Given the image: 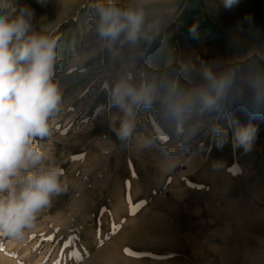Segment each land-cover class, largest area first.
I'll return each mask as SVG.
<instances>
[{"label": "rangeland", "instance_id": "1", "mask_svg": "<svg viewBox=\"0 0 264 264\" xmlns=\"http://www.w3.org/2000/svg\"><path fill=\"white\" fill-rule=\"evenodd\" d=\"M98 2L109 0H6L32 10L33 31L59 37L55 79L64 102L50 137L40 144L69 186L39 214L23 241L0 237L3 248L9 245L2 253L14 264H51V255L63 261L72 250L65 248L61 256L65 240L74 235L80 264L112 247L121 256L112 264H264V192H250L264 190V120L252 121L258 132L251 151L233 148L231 129L219 148L209 128L214 123L227 127L223 117L193 109L177 122L164 116L158 98L136 111L133 134L121 142L112 128L122 113L109 98L121 77L137 86L144 79L158 86L175 81L191 91L203 83L206 68L219 71L250 52L264 63V24L256 7L259 2L264 9V0H237L231 8L223 0H112L122 8L143 7L149 37L112 49L95 31L98 18L90 9ZM234 117L249 120L239 109ZM103 172L113 176L104 187L99 186ZM186 187L197 194L184 193ZM129 195L132 204L146 201L135 215ZM80 221L92 235L78 236L73 228L67 234L65 227L52 225ZM113 223L120 225L114 235ZM49 236L55 238L45 239ZM93 238L96 245L86 248ZM125 249L162 259L136 258Z\"/></svg>", "mask_w": 264, "mask_h": 264}, {"label": "clouds", "instance_id": "2", "mask_svg": "<svg viewBox=\"0 0 264 264\" xmlns=\"http://www.w3.org/2000/svg\"><path fill=\"white\" fill-rule=\"evenodd\" d=\"M236 2L223 0V6L231 8ZM90 12L98 18L95 31L109 49L117 43L136 45L149 38L147 13L139 4L122 8L109 0L96 3ZM32 15L26 6L0 0V237L13 242L23 241L36 227L39 214L69 186L62 179V169L40 144L50 137L64 102L55 79L59 37L33 31ZM202 78L201 85L184 91L175 81L158 86L144 79L137 86L121 77L109 93L110 103L122 113L118 127L112 128L116 137L128 141L135 129L136 111L159 98L164 116L177 122L193 109L223 117L227 127L214 123L209 128L216 146L222 148L228 142L231 129L233 148L251 151L258 132L252 121L264 120L261 57L250 52L244 61L219 71L206 68ZM237 109L249 116L247 123L235 119Z\"/></svg>", "mask_w": 264, "mask_h": 264}, {"label": "bare ground", "instance_id": "3", "mask_svg": "<svg viewBox=\"0 0 264 264\" xmlns=\"http://www.w3.org/2000/svg\"><path fill=\"white\" fill-rule=\"evenodd\" d=\"M109 145V144H108ZM111 145V144H110ZM107 152L109 150H111V146L110 147H107ZM107 158H108V154L106 153L105 155H103V157L101 158V161H103V163H106L107 161ZM204 173V172H203ZM113 178V176L109 173V172H103L101 174V177L99 179V186H106L107 183L109 181H111ZM184 180V179H183ZM183 185L186 186V184H180V186L183 187ZM187 188V187H186ZM175 190V189H174ZM251 193H257V194H260V193H263L264 190L260 187H254L253 189L250 190ZM184 193H188L189 195H193V194H197L196 191H193L192 189H186V191ZM120 198V195L118 197V199ZM190 198V197H189ZM117 199V200H118ZM201 199V198H200ZM209 199V198H208ZM203 200H207V199H203ZM212 200V199H211ZM121 201V200H120ZM122 203V202H121ZM120 204V203H119ZM211 209H213V207H210ZM247 217H249V215H242L241 219L244 218L246 219ZM242 222V221H241ZM83 221H80L78 224H70V225H67V224H56L55 222H52V225H53V228L56 227V226H61V227H65L67 230V234L68 232L73 228L74 230H76L78 236H82V235H92L93 232H92V229H90V227H87V228H84V225H83ZM94 239V238H93ZM96 239H94L93 241H90V242H87L85 243V247L88 248V246H90L91 244L95 243L96 245ZM9 248V245H7L5 248H3L4 250H7ZM9 250V249H8ZM3 250H0V264H14L13 262L9 261L5 256L4 254L5 253H2ZM80 251V250H79ZM115 251V248L112 247V248H107L105 250H101V251H98L92 260H90L88 263L89 264H96L95 261L97 260H103L104 262H106L107 264H112L111 260L112 259H121L120 257L121 256H117L116 252ZM66 259V260H65ZM11 260V259H10ZM59 260L58 258V255L57 253H55L53 256L51 255V264H56V261ZM68 260V254L67 252L65 253L64 255V260L63 261H60L61 264H65V262ZM19 264V263H18Z\"/></svg>", "mask_w": 264, "mask_h": 264}, {"label": "snow or ice", "instance_id": "4", "mask_svg": "<svg viewBox=\"0 0 264 264\" xmlns=\"http://www.w3.org/2000/svg\"><path fill=\"white\" fill-rule=\"evenodd\" d=\"M82 158L83 157H74V159H82ZM129 188H130V185H129ZM128 202H129V208H130V214L131 215H135L136 212H138L140 210V208H142L146 203V201H140L137 204H132L130 195L128 197ZM103 211L104 210L102 209L101 212L103 213ZM123 223H124V221L121 222V224H123ZM119 228H120V225H116L115 223H113L111 234L114 235L119 230ZM98 234H99V228H98ZM54 238H55L54 236H49V237H46L45 239L53 240ZM76 239H77V237L72 235V236H69L67 240H65L64 246L61 249V256L63 257V252H64L65 248L71 247L72 250L68 252V259H70V260L74 259L76 261V264H80V261L83 260V257L81 256L80 251L75 248L74 242ZM101 243H103V242L101 241ZM0 250H3L2 244H0ZM125 253L130 255V256L136 257V258H140V257H144V256H150V257H153L154 259H162V257H154L152 253L133 252L130 249H125ZM56 264H60V260H57Z\"/></svg>", "mask_w": 264, "mask_h": 264}, {"label": "trees", "instance_id": "5", "mask_svg": "<svg viewBox=\"0 0 264 264\" xmlns=\"http://www.w3.org/2000/svg\"><path fill=\"white\" fill-rule=\"evenodd\" d=\"M259 4H260L259 2L256 4L257 12L260 18V23L264 24V9L260 8Z\"/></svg>", "mask_w": 264, "mask_h": 264}]
</instances>
